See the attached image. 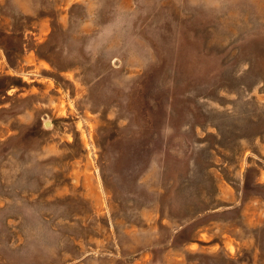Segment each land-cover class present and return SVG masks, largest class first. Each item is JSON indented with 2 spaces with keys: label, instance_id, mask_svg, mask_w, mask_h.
<instances>
[{
  "label": "rangeland",
  "instance_id": "obj_1",
  "mask_svg": "<svg viewBox=\"0 0 264 264\" xmlns=\"http://www.w3.org/2000/svg\"><path fill=\"white\" fill-rule=\"evenodd\" d=\"M0 264H264V0H0Z\"/></svg>",
  "mask_w": 264,
  "mask_h": 264
}]
</instances>
